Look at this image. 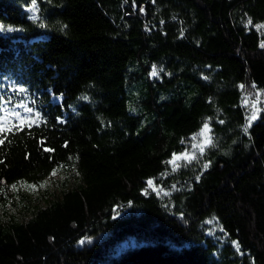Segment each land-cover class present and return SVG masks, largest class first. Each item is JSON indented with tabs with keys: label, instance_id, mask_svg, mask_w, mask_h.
I'll list each match as a JSON object with an SVG mask.
<instances>
[{
	"label": "trees",
	"instance_id": "16d2710c",
	"mask_svg": "<svg viewBox=\"0 0 264 264\" xmlns=\"http://www.w3.org/2000/svg\"><path fill=\"white\" fill-rule=\"evenodd\" d=\"M0 25V264H264V0H0Z\"/></svg>",
	"mask_w": 264,
	"mask_h": 264
},
{
	"label": "rangeland",
	"instance_id": "374dc122",
	"mask_svg": "<svg viewBox=\"0 0 264 264\" xmlns=\"http://www.w3.org/2000/svg\"><path fill=\"white\" fill-rule=\"evenodd\" d=\"M244 105L248 110L249 113V122H253L255 120L258 119L260 113L264 110V93L262 92H253L251 95L247 96L244 99ZM25 110H27L26 108H24ZM254 117V118H253ZM210 128L208 127V130H204L201 132L203 134H198L195 138L193 143L191 144L192 148L186 152H184L183 154H188L189 157L194 158L196 153L198 151H201V147L204 149V147L206 145H208L209 143H207V140L209 139L208 136V132H209ZM183 154H179V155H175V156H183ZM191 159H184L181 158L179 160H176L175 163H171L173 166L178 165V163H180L181 161H189ZM173 160V159H172ZM62 175L64 178H66V174L62 172ZM151 187H154L155 190L159 191L160 188L156 187L153 183L150 185ZM126 245V244H124Z\"/></svg>",
	"mask_w": 264,
	"mask_h": 264
},
{
	"label": "snow or ice",
	"instance_id": "6c2138e0",
	"mask_svg": "<svg viewBox=\"0 0 264 264\" xmlns=\"http://www.w3.org/2000/svg\"><path fill=\"white\" fill-rule=\"evenodd\" d=\"M249 23H251V21L249 20ZM260 27H264V25H261ZM4 29V26L3 25H0V31H2ZM153 75H156V72H155V69H154V71H153V73H152ZM29 111H31V109H29ZM254 118V117H253ZM204 128H205V130H208V126L207 125H205L204 126ZM201 134H203V133H201ZM0 143H3V141H0ZM207 143H211V140L210 139H208L207 140ZM45 151H52L51 149H45ZM201 151H203V148L201 147ZM181 158H184V159H191V157H189L188 156V154H183V156L181 157V156H175L174 155V157H173V160L172 161H170L169 163H175V161L176 160H179V159H181ZM178 166V165H177ZM52 175H56V172L55 171H53V173H52ZM152 184V181H149V185H151ZM41 186H43V185H41ZM13 187V189H15V185H13L12 186ZM27 187H29V188H35V185H28ZM81 243H83V241L81 242Z\"/></svg>",
	"mask_w": 264,
	"mask_h": 264
}]
</instances>
